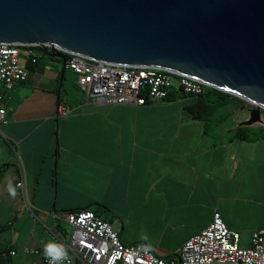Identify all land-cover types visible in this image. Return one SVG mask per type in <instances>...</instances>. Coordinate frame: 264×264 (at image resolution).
I'll list each match as a JSON object with an SVG mask.
<instances>
[{"label": "crops", "instance_id": "obj_1", "mask_svg": "<svg viewBox=\"0 0 264 264\" xmlns=\"http://www.w3.org/2000/svg\"><path fill=\"white\" fill-rule=\"evenodd\" d=\"M37 55L23 58L27 78L0 98V264H46L44 245L69 236L56 214L83 208L103 209L123 242L164 257L216 210L230 229L250 234L248 245L264 228V138L234 134L248 115L207 124L182 92L144 104L94 102L67 77L76 75L69 67L62 76L63 60ZM60 103L68 114L58 115ZM9 179L23 181L15 198ZM178 233L179 242L165 241Z\"/></svg>", "mask_w": 264, "mask_h": 264}, {"label": "water", "instance_id": "obj_2", "mask_svg": "<svg viewBox=\"0 0 264 264\" xmlns=\"http://www.w3.org/2000/svg\"><path fill=\"white\" fill-rule=\"evenodd\" d=\"M0 43L43 46L62 76L65 52L173 70L245 100L240 125L263 121L264 0H0Z\"/></svg>", "mask_w": 264, "mask_h": 264}, {"label": "built area", "instance_id": "obj_3", "mask_svg": "<svg viewBox=\"0 0 264 264\" xmlns=\"http://www.w3.org/2000/svg\"><path fill=\"white\" fill-rule=\"evenodd\" d=\"M30 46L0 43V98L2 92L27 78L21 55L32 62L37 60ZM67 67L77 75V83L87 98L94 102L144 104L148 99L167 98L173 88L193 94L205 91L206 83L198 79L152 66L104 62L72 54ZM0 110V118H4L6 108L0 106ZM70 110L60 103L57 112L64 116ZM18 184L23 185V181ZM56 215L71 227L68 240L63 241L71 264L74 260L83 264H264V228L255 229L250 244L242 245L241 233L230 229L217 210L209 226L186 240L178 254L167 257L152 248L148 252L141 250L147 245L142 242H123L113 223L93 209ZM10 253L15 254V250ZM46 264H50L48 258Z\"/></svg>", "mask_w": 264, "mask_h": 264}, {"label": "trees", "instance_id": "obj_4", "mask_svg": "<svg viewBox=\"0 0 264 264\" xmlns=\"http://www.w3.org/2000/svg\"><path fill=\"white\" fill-rule=\"evenodd\" d=\"M30 48L35 50L36 58H38L37 52L47 54L43 46L31 45ZM65 55L68 61L72 57L71 53L65 52ZM54 58H58L62 60V58L59 56H54ZM204 86H205V91L201 94L187 93L179 88H173L170 91L169 96L171 98V97H174L177 92H182L184 94H188L190 96L196 97V101L194 102V104L188 107L189 111L191 112L194 118L202 119L206 121L207 124L211 123V120H213L214 118H218L219 121H223L224 119L231 117L238 109L241 108L242 105L246 103L245 100H243L238 95H235L225 90H221L219 88L213 87L208 84H204ZM228 106H230V108L226 109L225 114L218 115V112L222 110V108L225 109V107H228ZM248 107H250L249 104H248ZM263 113H264V110H263ZM254 125L255 124L237 125V128L234 132L235 136L237 138H242V139H247V140H255L259 138H264V125H257V126H254ZM6 166L7 164H2L0 166V176L3 173ZM90 209H93L96 213L106 218V216L103 213L104 211L103 209L99 207L90 208Z\"/></svg>", "mask_w": 264, "mask_h": 264}, {"label": "clouds", "instance_id": "obj_5", "mask_svg": "<svg viewBox=\"0 0 264 264\" xmlns=\"http://www.w3.org/2000/svg\"><path fill=\"white\" fill-rule=\"evenodd\" d=\"M2 111V110H0ZM7 192L9 196L12 198H15L17 195V189L19 187H22L20 184H16L13 186V183L11 179L7 182ZM142 240H148V236L146 234H141ZM145 252H148L151 250L150 245L142 246V249ZM44 255L46 258L49 259L50 264H64L65 261H67V264H71V261L69 259V254L67 248L64 246L63 243L56 242V241H49L44 245Z\"/></svg>", "mask_w": 264, "mask_h": 264}, {"label": "rangeland", "instance_id": "obj_6", "mask_svg": "<svg viewBox=\"0 0 264 264\" xmlns=\"http://www.w3.org/2000/svg\"><path fill=\"white\" fill-rule=\"evenodd\" d=\"M25 57L26 56H24V55H21V63H22V65H24V63L22 62V60H23V58L25 59ZM73 76H76L77 77V75H72L71 74V72L70 71H68V75H67V77L70 79V80H72V79H75V77H73ZM74 90H77V89H75L74 87H72ZM194 98H196V97H194ZM229 109L230 108V106H228V107H225V109L224 108H222V110H220L219 112H218V115H223V114H225L226 113V109ZM248 104L247 103H245L244 104V107H243V105L241 106V108L240 109H238L237 110V114H239L238 116H237V120H239V119H243L244 118V116H242V115H248V117H249V115H250V112H248ZM262 117H263V123L262 124H264V113H262ZM259 123H257L256 125H258ZM113 219H115L114 218V216L112 217ZM66 227V229L67 230H69L70 231V226L68 227V225H66L65 226ZM125 231H127L128 233H130V227L129 226H127L126 227V230ZM132 233V232H131ZM180 235H181V233H178V234H176L173 238H171L170 240H165V241H170L172 244H175V243H177V242H179L181 239H180ZM249 237H250V234H248V233H241V243H242V245H248V243H249ZM165 249V248H164ZM175 252H174V254L176 255V254H178V252H179V249L178 250H174ZM162 254H164L163 252H162ZM172 256H174L173 254H172Z\"/></svg>", "mask_w": 264, "mask_h": 264}, {"label": "flooded vegetation", "instance_id": "obj_7", "mask_svg": "<svg viewBox=\"0 0 264 264\" xmlns=\"http://www.w3.org/2000/svg\"><path fill=\"white\" fill-rule=\"evenodd\" d=\"M249 108V107H248Z\"/></svg>", "mask_w": 264, "mask_h": 264}]
</instances>
